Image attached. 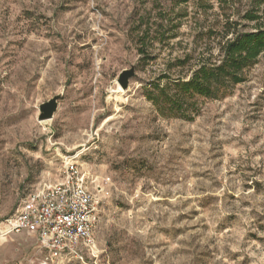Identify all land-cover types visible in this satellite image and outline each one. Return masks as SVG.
<instances>
[{"label":"rangeland","instance_id":"rangeland-1","mask_svg":"<svg viewBox=\"0 0 264 264\" xmlns=\"http://www.w3.org/2000/svg\"><path fill=\"white\" fill-rule=\"evenodd\" d=\"M181 1L0 0V264L42 263L4 221L67 157L113 185L93 255L60 264H264V57L193 122L145 97L219 19Z\"/></svg>","mask_w":264,"mask_h":264},{"label":"trees","instance_id":"trees-1","mask_svg":"<svg viewBox=\"0 0 264 264\" xmlns=\"http://www.w3.org/2000/svg\"><path fill=\"white\" fill-rule=\"evenodd\" d=\"M189 1L182 0L181 4ZM194 1L197 11L203 13L217 4L220 16L216 25L197 35L191 53L169 62L167 73L146 87V99L166 119L195 121L204 102L231 96L237 86L248 81L249 72L264 57V0ZM243 1L248 6L244 11L239 7ZM242 23L249 24L250 29ZM143 51L141 47L139 52ZM175 70L179 74L172 75Z\"/></svg>","mask_w":264,"mask_h":264},{"label":"built area","instance_id":"built-area-1","mask_svg":"<svg viewBox=\"0 0 264 264\" xmlns=\"http://www.w3.org/2000/svg\"><path fill=\"white\" fill-rule=\"evenodd\" d=\"M113 183L84 172L77 159L67 157L58 181L34 188L16 212L4 221L5 236L32 232L37 236L41 264L93 255L100 224L101 204L110 197Z\"/></svg>","mask_w":264,"mask_h":264},{"label":"water","instance_id":"water-1","mask_svg":"<svg viewBox=\"0 0 264 264\" xmlns=\"http://www.w3.org/2000/svg\"><path fill=\"white\" fill-rule=\"evenodd\" d=\"M134 69L124 71L121 76L119 83L123 90H127L128 83L131 78L134 77ZM62 99V95L53 97L48 102L42 104L39 107L40 115L38 117L39 122L52 120L59 109V102Z\"/></svg>","mask_w":264,"mask_h":264},{"label":"crops","instance_id":"crops-1","mask_svg":"<svg viewBox=\"0 0 264 264\" xmlns=\"http://www.w3.org/2000/svg\"><path fill=\"white\" fill-rule=\"evenodd\" d=\"M21 234H27L28 236H31L35 240L36 247H37V236H36V234H34L32 232H25V233H21ZM39 255H40V258L43 259V255H41V254H39Z\"/></svg>","mask_w":264,"mask_h":264}]
</instances>
